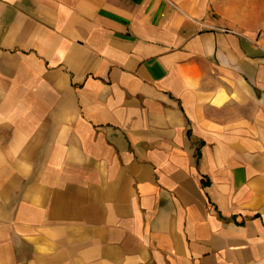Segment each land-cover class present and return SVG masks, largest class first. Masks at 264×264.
Masks as SVG:
<instances>
[{
    "label": "crops",
    "instance_id": "crops-1",
    "mask_svg": "<svg viewBox=\"0 0 264 264\" xmlns=\"http://www.w3.org/2000/svg\"><path fill=\"white\" fill-rule=\"evenodd\" d=\"M0 264H264L261 0H0Z\"/></svg>",
    "mask_w": 264,
    "mask_h": 264
},
{
    "label": "rangeland",
    "instance_id": "rangeland-1",
    "mask_svg": "<svg viewBox=\"0 0 264 264\" xmlns=\"http://www.w3.org/2000/svg\"><path fill=\"white\" fill-rule=\"evenodd\" d=\"M262 1V5H264V0H261Z\"/></svg>",
    "mask_w": 264,
    "mask_h": 264
}]
</instances>
